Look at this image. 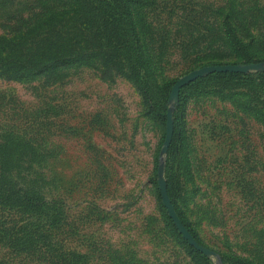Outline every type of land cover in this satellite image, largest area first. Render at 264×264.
Here are the masks:
<instances>
[{
	"label": "rangeland",
	"instance_id": "rangeland-1",
	"mask_svg": "<svg viewBox=\"0 0 264 264\" xmlns=\"http://www.w3.org/2000/svg\"><path fill=\"white\" fill-rule=\"evenodd\" d=\"M150 1L142 15L154 29H140L149 61L140 78L145 95L128 65L106 71L98 57L62 66L52 78L0 77V174L50 205L49 216L0 205L1 227L12 224L24 243L40 242L16 248L0 240V264H191L159 206L155 171L162 163L164 176L165 125L154 111L164 103L174 109L169 86L202 62H242L245 54L217 38L225 0ZM238 1L242 40H257L247 55L263 60L264 0ZM39 10L32 0H0V34ZM233 86L264 102V80ZM236 97L189 95L171 191L215 251L214 264H222L220 253L260 264L264 124Z\"/></svg>",
	"mask_w": 264,
	"mask_h": 264
},
{
	"label": "trees",
	"instance_id": "trees-1",
	"mask_svg": "<svg viewBox=\"0 0 264 264\" xmlns=\"http://www.w3.org/2000/svg\"><path fill=\"white\" fill-rule=\"evenodd\" d=\"M38 4L39 12H33L31 17L24 19L21 27L13 33L0 34V77L7 79H24L34 76L52 78L60 67L74 61L92 62L99 58L106 71L115 68L122 73L128 65L134 83L143 91L141 71L149 68V61L145 54V45L141 37V28H146L152 34L150 21L146 15H142V8L149 4L150 0H32ZM222 19L220 22V34L218 40L225 44V48L234 52L245 54L242 62H264V59H255L252 54L247 55L257 41L245 44L242 37L245 36L239 26L247 31L245 24H239L242 15L238 10V0H225ZM140 16V17H139ZM254 15H250V19ZM146 18V19H145ZM248 15L244 19H248ZM152 29L149 31V29ZM163 43L162 38L160 45ZM147 53V52H146ZM124 59L128 62L124 63ZM230 62H206L200 66L210 64H225ZM251 78L264 80V71L240 72H212L195 79L179 90L178 101L172 110L173 134L165 153L164 177L167 193L181 222L190 231L193 237L206 246L193 226L182 216L173 201L171 180L176 156V146L180 139V130L185 124L184 114L186 101L192 92L198 91L201 95H217L221 99H240L236 96H244L243 107L246 110H255L260 114L264 124V102L255 95L250 97L247 93L238 91L233 84L242 81H251ZM167 90V97L172 85ZM241 86V85H239ZM243 86V85H242ZM247 97V98H246ZM243 98V97H242ZM168 105L164 103L161 111L154 113L164 123L166 129V111ZM150 110H155L150 107ZM253 112V111H252ZM264 126V125H263ZM155 171V176H156ZM156 183V180H155ZM157 184V183H156ZM158 190L159 206L164 213L170 230L178 241L184 246L191 264H214L210 256L198 251L189 245L178 232L172 219L168 216L166 208L162 204ZM0 205L16 208L21 213L48 215L50 205L38 199L35 194L25 188L21 181L2 177L0 174ZM12 225V224H11ZM0 226V240L15 245L16 248L39 246L40 242H23L11 227ZM38 232V231H36ZM36 235L33 233V236ZM31 237V236H30ZM29 239H32L30 238ZM39 237V236H38ZM28 240V238H25ZM21 244H24L21 246ZM207 247V246H206ZM222 264H256L249 258L220 253ZM57 264L56 258L51 261ZM264 264V263H260Z\"/></svg>",
	"mask_w": 264,
	"mask_h": 264
},
{
	"label": "water",
	"instance_id": "water-1",
	"mask_svg": "<svg viewBox=\"0 0 264 264\" xmlns=\"http://www.w3.org/2000/svg\"><path fill=\"white\" fill-rule=\"evenodd\" d=\"M264 70V62H252L247 64L242 63H225V64H210L205 65L199 68H195L180 76L171 87L168 100L169 101H177L178 94L181 87L189 84L195 79L202 77L208 73L212 72H240L247 73L249 71H258ZM173 134V119H172V110L170 108L166 111V129L165 136L163 140V144L161 147V154H165L168 146L170 144L171 138ZM157 184L161 197L162 204L166 208L168 216L172 219L175 224L178 232L181 234L183 239L187 241V243L193 246L198 251L204 253L205 255H216L215 251L209 249L208 247L200 244L190 233V231L185 227V225L181 222L178 215L175 212V209L172 205V202L167 193L166 180L163 176V164L159 163L157 169Z\"/></svg>",
	"mask_w": 264,
	"mask_h": 264
}]
</instances>
